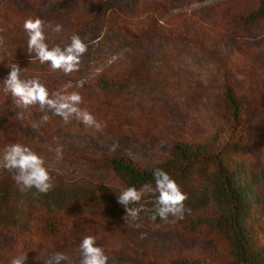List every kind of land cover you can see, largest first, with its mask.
Listing matches in <instances>:
<instances>
[{
  "label": "rangeland",
  "instance_id": "rangeland-1",
  "mask_svg": "<svg viewBox=\"0 0 264 264\" xmlns=\"http://www.w3.org/2000/svg\"><path fill=\"white\" fill-rule=\"evenodd\" d=\"M1 1L50 22L51 27L60 24L70 38L79 35L88 50L79 70L64 75L29 57L27 46L0 31L5 38L0 47V127L7 128L15 119L20 129L28 131L26 145L45 158L54 182L46 194L34 188L22 191L13 173L0 168L4 188L0 189V233L20 246L39 239L35 245L38 264H46L56 251L78 259V246L53 244L32 226L22 228L20 218L11 219L21 206L32 213L51 209L123 236V247L127 242L129 246L122 257L113 252L119 247L107 235L95 236L97 244L110 252L105 251L108 264H152L156 259L222 254L221 237L203 226L199 217L212 204L210 178L179 184L188 196L185 208L190 209L184 219L173 222L171 216L167 221L157 217L153 222L151 211H142L136 221L128 223L117 202L126 186L109 160L123 157L140 167H152L165 162L177 143L212 139L233 116L224 92L229 85L248 95L253 134L242 156L259 173L264 157V20L251 26L243 21L254 5L252 0ZM148 7H155L152 11L161 19L158 28H195L204 37L198 42L190 35L173 40L123 35L121 24L135 28ZM13 62L26 69L23 79L38 78L46 87L52 81L62 87L71 82L68 92L82 94L79 107L106 124L103 132L96 133L75 120L65 124L39 105L17 109L2 84L10 71L6 64ZM18 111H23L22 120L16 119ZM58 147L63 149L61 161L55 158ZM153 200L145 196L140 204L152 210Z\"/></svg>",
  "mask_w": 264,
  "mask_h": 264
},
{
  "label": "trees",
  "instance_id": "trees-1",
  "mask_svg": "<svg viewBox=\"0 0 264 264\" xmlns=\"http://www.w3.org/2000/svg\"><path fill=\"white\" fill-rule=\"evenodd\" d=\"M252 2L254 5L243 19L248 26L264 20V0ZM152 9L155 7L144 9L140 23L135 28L121 24L122 34L145 40L154 38L173 40L190 35L198 42L202 36L204 37L195 28H187L185 31L178 28L167 29L163 26L158 28L157 24L161 19L157 18V22ZM29 18L34 19L30 13L0 0V29L8 32V37L22 46H27L28 37L23 24ZM44 23L46 42L50 48L57 45L63 47L66 41L70 40L69 34L64 31L56 33L52 30L53 27L49 26L50 22ZM47 88L52 92L61 89L62 85L52 81ZM224 92L233 116L212 139L195 143H177L170 149L165 162L152 167H140L123 157L109 160L112 170L126 187L139 188L149 182L154 184L153 172L156 169L167 172L178 185L187 184L195 178L211 179L212 204L202 209L199 217L203 226L219 234L224 252L218 255L176 257L164 261L156 259L152 264H264V157L259 173H255L242 156L245 143L253 134L249 121L248 95L234 90L229 85L225 86ZM80 95L82 97V94ZM8 99L16 106L10 94ZM20 128V123L15 119L7 128L0 127V154L6 145L15 143L26 145L28 131ZM5 188L7 189V186ZM0 189L4 188L0 186ZM17 210L15 215L10 216L11 219L20 218L18 220L23 221L22 228L32 226L41 232L45 240L53 244L78 246L84 236L107 235L112 244L119 247V250L114 247L113 252H118L120 257L125 256V249L129 246L127 242L123 247L125 241L123 236L110 231L105 232L88 220L81 222L77 218L62 215L51 209H40L32 213L24 212L20 206ZM38 241L40 242L39 239L24 241L20 246L12 242L9 235L0 233V264H9L13 257L28 253L32 256H27L25 264H38L40 258L36 254L35 246L38 245Z\"/></svg>",
  "mask_w": 264,
  "mask_h": 264
},
{
  "label": "clouds",
  "instance_id": "clouds-1",
  "mask_svg": "<svg viewBox=\"0 0 264 264\" xmlns=\"http://www.w3.org/2000/svg\"><path fill=\"white\" fill-rule=\"evenodd\" d=\"M51 27V25H49ZM23 28L27 33V53L34 56L41 64L48 63L52 71H60L64 75H70L79 70L81 58L87 52L88 45L77 34L70 38V43L64 47L59 45L49 47L45 34V23L40 18L25 20ZM52 30L56 33L62 31V26L56 24ZM2 31V29H0ZM5 38L0 36V47L4 46ZM10 69L3 80V91L10 94L17 109H27L29 106L39 105L41 110H48L54 116L62 118L65 124L75 120L82 123L86 128L102 133L106 124L98 121L93 114L79 105L82 97L78 92H68L72 87L71 82L61 89L50 92L38 78L22 79L26 69H22L18 63L6 64ZM23 111H18L16 119H23ZM57 161L63 159V149L55 150ZM0 168L13 173V179L21 190L35 189L37 192L46 194L54 186L46 161L43 156L33 151L24 144L15 143L6 145L0 154ZM154 184L145 183L139 188L128 186L121 189L117 195V202L124 208L123 219L131 223L136 221L142 211H151L150 219L155 222L157 217L167 221L169 216L175 220L184 219L185 201L187 193L183 192L178 183L164 170L156 169L153 172ZM145 196L154 197L152 210L146 209L141 200ZM140 204L139 207L132 205ZM139 228V224H135ZM27 254L13 257L9 264H25ZM109 256L103 247L97 244V238L93 235L84 236L78 244V259L74 260L63 251H56L46 260V264H108Z\"/></svg>",
  "mask_w": 264,
  "mask_h": 264
}]
</instances>
